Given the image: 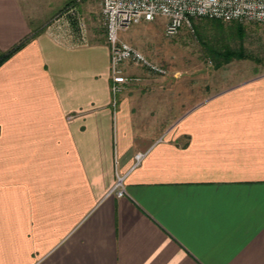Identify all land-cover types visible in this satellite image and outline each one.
<instances>
[{
    "label": "crops",
    "instance_id": "1",
    "mask_svg": "<svg viewBox=\"0 0 264 264\" xmlns=\"http://www.w3.org/2000/svg\"><path fill=\"white\" fill-rule=\"evenodd\" d=\"M31 12L0 0V264H264V73L113 96L105 35Z\"/></svg>",
    "mask_w": 264,
    "mask_h": 264
},
{
    "label": "rangeland",
    "instance_id": "2",
    "mask_svg": "<svg viewBox=\"0 0 264 264\" xmlns=\"http://www.w3.org/2000/svg\"><path fill=\"white\" fill-rule=\"evenodd\" d=\"M21 3L26 11H32L31 18L37 26L76 4L80 15L86 17L89 26L91 24L95 36L104 37L99 0H21ZM165 21L164 17L142 21L120 32L119 36L167 68V74L163 76L150 74L143 68H136L131 75L139 79L168 81L169 84L176 81L180 85L176 83V93L183 98L181 110L192 104L184 97L196 99L205 94L208 79L239 80L264 73V23H217L212 19H195L190 27L183 24L175 36L167 37ZM236 23L242 26L243 33L237 30ZM230 53H238L241 57L226 59Z\"/></svg>",
    "mask_w": 264,
    "mask_h": 264
},
{
    "label": "built area",
    "instance_id": "3",
    "mask_svg": "<svg viewBox=\"0 0 264 264\" xmlns=\"http://www.w3.org/2000/svg\"><path fill=\"white\" fill-rule=\"evenodd\" d=\"M99 5L109 50L110 91L113 96L120 93L129 81L139 80L125 74L126 64L141 67L153 75L167 74L163 64L120 38V32L134 24L164 17V34L173 37L183 24L190 27L195 19L264 23V0H99ZM60 15L67 16L68 24L75 21L79 35L86 42V23L75 6H69ZM134 157L138 163L143 153ZM123 179L124 176L117 175L111 192L115 190L119 196L125 192Z\"/></svg>",
    "mask_w": 264,
    "mask_h": 264
},
{
    "label": "trees",
    "instance_id": "4",
    "mask_svg": "<svg viewBox=\"0 0 264 264\" xmlns=\"http://www.w3.org/2000/svg\"><path fill=\"white\" fill-rule=\"evenodd\" d=\"M213 21L217 22V23H221L220 20H215L212 19ZM236 28L239 32L243 33V28L239 23H236ZM29 39V37H25L23 39H21L19 42H17L15 45H13L11 48H9L6 51H0V64L7 58L9 57L13 52H15L17 49H19L21 46H23L25 44V42H27V40ZM229 57H238L240 58L241 56L238 53H230L226 59H228Z\"/></svg>",
    "mask_w": 264,
    "mask_h": 264
}]
</instances>
